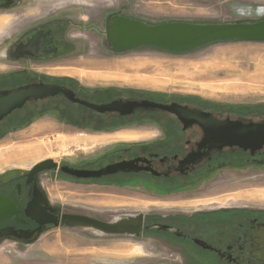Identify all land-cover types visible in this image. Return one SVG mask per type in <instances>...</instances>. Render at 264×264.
Masks as SVG:
<instances>
[{
  "label": "rangeland",
  "instance_id": "374dc122",
  "mask_svg": "<svg viewBox=\"0 0 264 264\" xmlns=\"http://www.w3.org/2000/svg\"><path fill=\"white\" fill-rule=\"evenodd\" d=\"M111 1L127 4L124 12L149 25L174 21L251 23L264 19V12L257 11L264 10V0H6L8 5L0 4V74L23 70L69 75L89 89H115L114 96L191 99L220 107L225 114L241 115L243 120L264 119V41L216 39L184 51L148 45L112 51L107 47L108 36L101 24L107 12L117 9L116 5H109ZM38 4L40 12L36 11ZM69 8L77 22L87 24L94 18L95 23L94 30L71 32L72 39L81 42L78 54L62 60L51 58L46 63L19 62L8 57L7 51L23 22L62 14ZM77 8H87L94 14L88 18ZM33 9L35 15L24 16ZM6 17L9 21H2ZM93 39L97 41L92 42ZM246 109L248 112L238 111ZM51 118L46 116L50 121L34 120L14 127L0 138V174L27 170L47 159L61 162L94 153L103 142L92 139L100 136L125 132L151 135L140 132L137 126L95 135L69 127L74 133L66 134L62 132L66 125ZM38 182L50 205L59 211L83 210L102 217L118 212L146 213L151 208L190 212L216 204L264 206V200L257 197L264 193V166L227 168L193 190L169 195L84 188L55 177L51 171L41 173ZM47 223L51 224L33 238L7 228L8 234L0 236V264L169 263L165 253L143 237L135 240V234H109L63 222Z\"/></svg>",
  "mask_w": 264,
  "mask_h": 264
},
{
  "label": "flooded vegetation",
  "instance_id": "af4514ba",
  "mask_svg": "<svg viewBox=\"0 0 264 264\" xmlns=\"http://www.w3.org/2000/svg\"><path fill=\"white\" fill-rule=\"evenodd\" d=\"M4 2L5 6L8 5L6 0H0L1 5ZM111 4L116 5L117 9L107 12L106 17L100 16L105 35L108 26L117 17L146 24L123 11L127 4H116L113 1L109 2ZM79 9L81 8H77ZM81 10L88 18L94 14L87 8ZM94 25V18L87 24L77 22V16L71 8L52 17L23 22L7 51L8 57L19 62L36 63H46L51 58L66 59L78 54L76 51L81 46L79 40L72 39L71 32L94 30ZM95 41L97 40H92ZM107 47L118 51L111 46L108 38ZM0 78L20 80L0 86V90L46 83L70 89L76 97L98 104L118 98L147 99L165 104L177 103L197 112L212 113L218 118L243 120L241 115L225 114L220 107L191 99L114 96L113 92L109 98L99 99L98 96L104 95L102 92L105 89L83 87L69 75L45 72L38 74L22 70L0 74ZM46 116L66 125L62 128V132L66 134L74 133L71 128L95 135L119 127L137 126L140 127V132L151 135L131 139L117 138L99 143L94 153L61 162L51 159L54 163L51 169L31 174L32 166L0 181V194L11 197L17 208L15 214L0 220V229L10 228L20 232L22 236L33 238L38 231L51 224L47 221H55L57 225L63 222L64 215L69 214L84 215L107 223H124L128 227L135 226L140 221V230L133 233L137 235L133 239L143 237L151 245H155L168 256V264H264V206L216 204L198 207L190 212L177 208H151L146 213L118 212L102 217L83 210L59 211L58 207L50 205L38 182L41 173L51 171L55 173V177L84 188L169 195L193 190L211 175L227 168L264 166V147L254 153L238 147L200 148L204 135L202 128L196 123H185L174 114L143 110H136L126 116L100 114L71 102L62 94L30 100L22 108L13 111L0 121V138L12 128L29 125L34 120L50 121L46 120ZM121 121L127 122L117 125ZM105 168H110V172H106Z\"/></svg>",
  "mask_w": 264,
  "mask_h": 264
},
{
  "label": "water",
  "instance_id": "95a60500",
  "mask_svg": "<svg viewBox=\"0 0 264 264\" xmlns=\"http://www.w3.org/2000/svg\"><path fill=\"white\" fill-rule=\"evenodd\" d=\"M111 46L132 50L141 45L154 46L171 51H184L216 39H238L264 41V19L251 23H191L186 21L163 22L148 25L136 20L117 17L106 30ZM62 94L73 103L82 105L100 114L126 116L136 110L162 111L174 114L185 123H196L203 130L200 148L223 149L238 147L254 153L264 147V120H242L218 118L209 112H197L177 103H160L147 99H114L106 103H93L76 97L74 92L61 86L33 83L0 90V121L13 111L20 109L30 100ZM51 159L33 165L31 174L51 169ZM110 168H105L110 172ZM19 170H8L0 174V181L7 180ZM103 172V171H102ZM11 197L0 194V220L16 213ZM53 222V221H50ZM55 222V221H54ZM63 223L96 229L109 234L138 233L140 221L135 226L124 223H107L84 215H64ZM156 228H159L157 226ZM8 234L7 228L0 229V236Z\"/></svg>",
  "mask_w": 264,
  "mask_h": 264
},
{
  "label": "crops",
  "instance_id": "0c3cea01",
  "mask_svg": "<svg viewBox=\"0 0 264 264\" xmlns=\"http://www.w3.org/2000/svg\"><path fill=\"white\" fill-rule=\"evenodd\" d=\"M75 1V0H74ZM100 1H103V0H100ZM72 3V2H71ZM41 6H40V4H38L37 5V10L36 11H38V12H40V8ZM36 8H34V9H36ZM34 9H33V12H31L32 10H30V12H26V13H24L25 15L24 16H33V15H35V13H34ZM2 21H9V19H8V17H6V18H2ZM21 27V26H20ZM8 31V30H7ZM140 136H142V135H138V134H136V133H131V132H125V133H118V134H111V135H106V136H100V137H97V138H93L92 140L94 141V142H103L104 143V141L106 142V140H110V139H117V138H123V139H131V138H136V137H140ZM81 141H83V139H81ZM83 142H85V141H83ZM93 142V143H94Z\"/></svg>",
  "mask_w": 264,
  "mask_h": 264
},
{
  "label": "trees",
  "instance_id": "16d2710c",
  "mask_svg": "<svg viewBox=\"0 0 264 264\" xmlns=\"http://www.w3.org/2000/svg\"><path fill=\"white\" fill-rule=\"evenodd\" d=\"M18 81H19L18 78H15V79H4V78L2 79V78H0V86L9 85L11 83H15V82H18ZM115 91H116L115 89H105V91L102 92V94H104V95L98 96V98L99 99H102L103 97H108L109 98L110 93H112V92L116 93ZM238 111H241L242 113H244V111L248 112L247 109L246 110H238ZM125 122H127V121H121V122L117 123V125L123 124ZM24 124H26V122Z\"/></svg>",
  "mask_w": 264,
  "mask_h": 264
},
{
  "label": "bare ground",
  "instance_id": "6f19581e",
  "mask_svg": "<svg viewBox=\"0 0 264 264\" xmlns=\"http://www.w3.org/2000/svg\"><path fill=\"white\" fill-rule=\"evenodd\" d=\"M22 49V48H21ZM34 148H39V147H34ZM257 197H259L261 200H264V193L263 194H261V195H257Z\"/></svg>",
  "mask_w": 264,
  "mask_h": 264
},
{
  "label": "clouds",
  "instance_id": "9594fccd",
  "mask_svg": "<svg viewBox=\"0 0 264 264\" xmlns=\"http://www.w3.org/2000/svg\"><path fill=\"white\" fill-rule=\"evenodd\" d=\"M257 11H258V13L264 12V10H262V9H258Z\"/></svg>",
  "mask_w": 264,
  "mask_h": 264
}]
</instances>
